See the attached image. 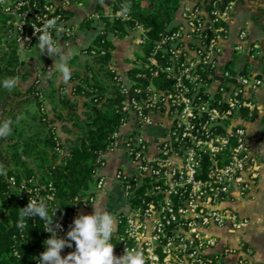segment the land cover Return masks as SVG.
<instances>
[{
  "label": "built area",
  "instance_id": "1",
  "mask_svg": "<svg viewBox=\"0 0 264 264\" xmlns=\"http://www.w3.org/2000/svg\"><path fill=\"white\" fill-rule=\"evenodd\" d=\"M237 1L214 0L208 10L193 0L186 5L182 0L176 29L163 34L147 56L142 65L148 72L137 74L147 77V84H138L113 66L124 94L117 108L124 116L122 124L99 158L102 165L94 173L92 193L74 198L70 214L59 220L58 236L66 238L74 219L96 201L106 182L102 173L106 158L117 149L119 132L132 124L144 133L132 130L124 135L131 170L116 173L127 209L116 216L115 255H123L128 247L142 250L146 264H260L247 241L240 239L235 244L216 232L226 230L239 236L246 232L252 223L250 216L230 204L246 198L261 176L260 161L251 150L244 123L255 115L253 94L264 85L263 77L249 69V60L259 56L261 45L251 40L246 29L239 31L237 42L226 44ZM75 4L81 1L4 0L0 9L10 16L8 23L13 25L19 51H39L40 33H35L33 25L41 28L46 19L58 18L57 27H63L58 35L55 29L49 30L57 45L71 44L78 26L71 14ZM138 31L137 43L143 46L147 43L145 29ZM242 53L248 59L237 68ZM246 66L248 71H244ZM160 77L172 83L159 86L154 78ZM10 182L15 185V178ZM21 187L31 194L29 200L54 196L51 183L47 193L26 181ZM23 229L15 237L26 238L28 230ZM50 235L47 232L44 241ZM45 250L44 244L36 264ZM72 251L74 242L61 255Z\"/></svg>",
  "mask_w": 264,
  "mask_h": 264
},
{
  "label": "trees",
  "instance_id": "2",
  "mask_svg": "<svg viewBox=\"0 0 264 264\" xmlns=\"http://www.w3.org/2000/svg\"><path fill=\"white\" fill-rule=\"evenodd\" d=\"M193 1L208 10L214 7V0ZM125 3L131 4L130 12L120 16L121 5ZM225 4L223 2L220 7ZM181 6L182 0H115L109 12L99 8L96 14L82 18L81 27L95 35L81 52L91 56L93 62L85 64V74L72 69L69 84L50 90L48 95L58 101L53 107L44 105L46 96L39 87L41 77L35 78L26 88L19 84L11 92L3 88L5 78L27 79L29 74L21 69L17 39L13 25L8 23L10 16L0 9V121L5 118L15 121L18 115L23 117L19 124H13L12 135L0 139V164L4 165L6 173L0 174V264H36V256L44 247L47 232L44 221L38 216L25 218L26 238L15 237L20 230V208L28 204L31 195L21 187L23 181L30 187H39L43 193L49 192L50 183L53 185L54 196L47 199V211L55 219L54 210L60 207L56 213L58 222L70 214L77 195L92 193L96 181L94 173L102 165L99 158L114 142V133L120 129L124 117L117 111L124 94L120 76L113 69L117 47L114 38L127 37L140 27L145 29L147 43L137 57L138 64L129 68L126 74L138 84H147L148 78H139L137 74L148 72L142 65L148 61L147 56L163 34L176 29ZM105 67L107 70H103ZM244 71H248V66ZM154 81L159 86L172 83L162 77L154 78ZM82 100L84 118L74 120L81 114ZM59 119L63 129L76 132L75 138L60 136ZM12 177L16 180L15 185L10 182ZM31 178H34L32 183Z\"/></svg>",
  "mask_w": 264,
  "mask_h": 264
},
{
  "label": "crops",
  "instance_id": "3",
  "mask_svg": "<svg viewBox=\"0 0 264 264\" xmlns=\"http://www.w3.org/2000/svg\"><path fill=\"white\" fill-rule=\"evenodd\" d=\"M114 1L115 0H104V3L102 4L100 3V0H83L81 1V4H75L74 10L71 13L73 20L75 22L78 21L80 24V21L82 18H84V16L89 13L96 14L99 8H104L107 12H109ZM188 3V0H185V5ZM180 13L181 12L179 11L177 14V21L181 20ZM229 28L230 34L226 40V44L228 46H231L237 42L238 33L241 29H246L249 32V36L252 41L260 43L261 52L259 56L249 60V69L254 74L261 75L264 79V0H238L232 14V18L229 22ZM92 33L93 40L95 35L93 31L88 30L82 34L80 31H76L77 36L75 35L71 44L63 49L68 51V49H70L73 44L77 43L75 41H77L76 38H79V36H81L83 39L89 40L88 38H90ZM114 41L117 46V49L114 51L115 65L121 72H126L129 68L134 66V63H129L127 58H132L134 60V54L137 49L132 48L131 44H121L123 39L114 38ZM89 43L86 46H88ZM120 46L122 47L120 48ZM226 54H230V48L227 49ZM88 56L89 55L82 52L80 54H75L69 60V66L74 70H79V68L73 65V61L80 63V66L82 64L85 65L88 63V61H86ZM246 59H248L246 53L240 54L235 66L237 68L242 67ZM253 97L257 104L255 115L250 120L244 121V123L249 131V145L251 150L260 161L261 176L259 179L255 180L254 186L246 198L243 200H236L230 204L241 214L249 215L252 223L242 236L229 234L226 230H216V232L221 234L226 240L235 244H237L240 239L247 241V243L250 244L255 250V259L260 264H264V85L253 94ZM132 129V124L126 126L123 129V139L125 134L132 132ZM58 133H61L60 126L58 127ZM121 139L117 140L118 147L115 152L111 153L106 158L105 166L102 169V173L106 176V182L104 187L98 192L97 199L94 202L100 204L102 208L114 214L115 217L119 212L123 211V208H125L126 205L123 201L124 197L122 194L123 192L120 189V183L116 178L117 171L122 167L118 158L119 145L122 141ZM126 163L127 166L125 169L127 171L131 170L130 163ZM114 184L117 186V189L114 195L112 194V198H110L105 194L111 192V186H114ZM105 196L106 198H109L110 201H112L110 205L108 202H104ZM93 211L94 206L91 204L89 207L82 210V214H90Z\"/></svg>",
  "mask_w": 264,
  "mask_h": 264
},
{
  "label": "clouds",
  "instance_id": "4",
  "mask_svg": "<svg viewBox=\"0 0 264 264\" xmlns=\"http://www.w3.org/2000/svg\"><path fill=\"white\" fill-rule=\"evenodd\" d=\"M4 0H0L3 3ZM104 3V0H100ZM131 9L130 3L121 5L120 16H126ZM57 19H46L41 28L33 25L38 38V50L41 54H47L54 58V64L49 68L47 78H52L53 72H59L65 83L70 82L72 68L69 60L73 53L65 51L53 40L50 29H55L57 35L63 31V27H57ZM19 80L17 77L5 78L2 82L4 89L11 92L17 87ZM23 117L18 115L15 121L5 118L0 121V139H6L13 133V124H19ZM0 174H6L4 165L0 164ZM31 193V192H30ZM49 200L51 197L48 198ZM94 211L90 214H80L74 221L66 238L57 234L62 225L56 221V213L60 207L54 210V217L48 215V203L43 198L32 196L28 204L20 208L18 227L23 229L26 225L25 218L40 217L44 221V230L51 233L50 237L44 241L46 250L40 254L38 264H146L144 252L136 248L126 247L121 256L115 255V245L112 243L113 237L118 232V224L114 214L101 207L100 204L92 203ZM75 244V251L62 256V249Z\"/></svg>",
  "mask_w": 264,
  "mask_h": 264
},
{
  "label": "rangeland",
  "instance_id": "5",
  "mask_svg": "<svg viewBox=\"0 0 264 264\" xmlns=\"http://www.w3.org/2000/svg\"><path fill=\"white\" fill-rule=\"evenodd\" d=\"M91 15L92 14L89 13L86 16H91ZM86 16H84V17H86ZM76 23L78 25L77 26V31H80L81 34L88 31V29H84L83 27H81V25L79 24L78 21ZM139 35H140L139 31L135 29V30L132 31V33L129 36L121 38V39H123V41H121L122 42L121 44H123V43L131 44L132 48H134V49L136 48L137 49V51L134 54V56H135L134 60L132 58H129V59L127 58V61L129 63H134V65L138 64L137 57L140 56V54H142V46L137 43V39H138ZM92 37H93V33H92V35H90V38H88L89 40L83 39V38H81V36H79L80 39L76 38L77 41H75V42H77V43L73 44V46L70 49H68V51H71L73 53L72 56H74L75 54H80L82 48L85 47L92 40ZM78 41H80V42H78ZM121 47L122 46H120V48ZM120 48H119V50H120ZM114 56H115V53H114ZM20 58L22 60L21 69L23 70V72H28L29 77L27 79H24L23 77H20L18 79L19 80L18 84L21 87L26 88L27 86L31 85L35 81V78L41 77L42 82L40 83L39 87L42 89V91L44 92V94L46 96V101H45L44 105H46L47 107L57 106V102H58L57 98L56 97H51V96L48 95L50 93V90L52 88H57L59 85L69 84V83H65L63 81V79L61 78V74L59 72H53L52 78H50V79L47 78V74H48L49 68L52 67L53 64H54V58L48 56L47 54H41L37 50H34V51H23V52L20 51ZM113 59H115V58H113ZM86 61H88L90 63V62H93V59H92L91 56H88ZM114 64H115V60H114ZM73 65L76 66L77 68H79V70L77 72L78 74H81V75L85 74V72H86V66L85 65L82 64L80 66V63H78L77 61H73ZM103 70H107V68L105 67V68H103ZM92 73L93 72L90 71V74H92ZM96 76L99 77V75H97V74H96ZM106 79H107V81L110 80V79H108V77H106ZM82 102H83V100L81 101L80 109H79V113H81V114L76 116V117H74V120H80V117L84 118V114L82 112L84 107L82 105ZM33 110H34V108H33ZM58 111L62 112L60 110H58ZM60 120L61 119H59L57 121L58 124H59L58 127L60 126V130H61V133H62V134L59 133L60 136L61 137L63 136V138H67V137H74L75 138L77 136L76 132L75 131L74 132H70L66 128L62 129V127H61L62 121H60ZM70 122H69V124L72 125V123H70ZM79 125L80 126L78 127V130L81 131V129H82L81 128V124H79ZM132 130H136L138 132H143L144 133L143 129H141L139 127L133 126ZM122 133L123 132H121V131L119 132V139L122 138L121 139L122 141H121V143L119 145L118 158H119L120 165L122 166L121 169L126 170L125 169L126 166H127L126 162L130 163L131 161L126 156L125 151H124V147H123V143H122L124 139H123ZM111 183H112V181H111ZM118 187H119V184H118ZM116 189H117V186L114 184V186H111V192H108L105 195H108L110 198H112V194L114 195V193L116 192ZM120 189H121V187H120ZM121 191H123V190L121 189ZM123 197H124V195H123ZM115 199H116V195H115ZM123 201H124V204H126L125 198L123 199ZM104 202L105 203L108 202L109 205L112 203V201H110L109 198H106V196L104 197ZM126 205H125V208H123V211H126V209H127Z\"/></svg>",
  "mask_w": 264,
  "mask_h": 264
},
{
  "label": "water",
  "instance_id": "6",
  "mask_svg": "<svg viewBox=\"0 0 264 264\" xmlns=\"http://www.w3.org/2000/svg\"><path fill=\"white\" fill-rule=\"evenodd\" d=\"M263 49H264V46H263ZM256 75H259V74H256Z\"/></svg>",
  "mask_w": 264,
  "mask_h": 264
}]
</instances>
